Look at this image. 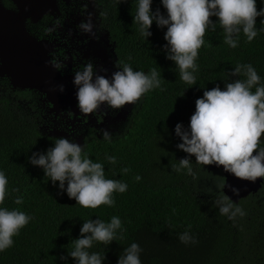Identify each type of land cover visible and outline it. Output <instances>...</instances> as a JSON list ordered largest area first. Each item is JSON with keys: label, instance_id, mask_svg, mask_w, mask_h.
Returning a JSON list of instances; mask_svg holds the SVG:
<instances>
[{"label": "trees", "instance_id": "1", "mask_svg": "<svg viewBox=\"0 0 264 264\" xmlns=\"http://www.w3.org/2000/svg\"><path fill=\"white\" fill-rule=\"evenodd\" d=\"M99 3L115 42L118 63L145 73L156 68L161 73V87L141 97L131 119L111 142L93 137L84 146L94 162L104 163L106 178L127 183V191L114 195V207L101 205L96 209L80 207L61 193L59 182L53 186L43 169L29 162L34 152L44 153L53 147L55 138L42 131L37 113L20 102L22 94L10 97L0 89V170L8 178L10 193L3 207L24 211L33 218L13 238L14 245L0 253V264H74L67 253L73 248V240L80 237L83 221L100 218L109 222L112 216L121 219L124 239L113 241L107 248L94 244L90 251L105 255L103 264H117L123 249L133 242L143 249L142 264H264V183L257 193L239 201L229 197L246 213L230 221L214 203L227 195L220 188L225 183L221 169L197 165L194 156L190 157L192 175L171 169L188 156L177 148L182 141L175 134V126H188L195 101L204 90L217 85L223 90L225 81L237 79L227 76L237 63L252 64L264 81V32L251 43L241 34L239 46L232 49L223 43L219 26L215 32L206 30L196 61L197 85L192 87L179 80L175 64L166 59V28L153 23L152 35L147 40L140 36L133 24L136 0H122L118 5L116 0ZM262 7L264 4L257 0V10ZM151 8L166 15L161 0H153ZM210 19L217 21L216 17ZM261 19L256 18L257 28ZM106 155L115 156L117 164H108ZM125 167L128 173L113 175ZM137 175L140 181L135 180ZM17 195L23 196V204L14 203ZM186 230L196 244L185 245L178 240Z\"/></svg>", "mask_w": 264, "mask_h": 264}, {"label": "clouds", "instance_id": "2", "mask_svg": "<svg viewBox=\"0 0 264 264\" xmlns=\"http://www.w3.org/2000/svg\"><path fill=\"white\" fill-rule=\"evenodd\" d=\"M121 2L116 0L117 5ZM152 2L136 0L133 24L145 40L152 35L153 23L167 29L164 33L166 59L175 64L179 80L192 87L197 85L199 65L196 61L199 49L205 44L206 30L215 32L219 26L224 33L223 43L232 49L239 46L241 34L251 43L264 32V19L260 20L261 27H256V18H264V7L258 11L257 0H161L166 15L159 9L153 11ZM261 3L264 4V0ZM211 17H216L217 21L214 23ZM77 27L82 33L95 35L91 15ZM50 64L54 69L62 70L60 64L51 61ZM117 67L120 70L110 79L97 75L90 61L75 71L73 84L77 88L76 99L82 114H94L102 105L113 110L126 104L136 105L146 93L161 87V73L156 68L145 73L134 70L127 63ZM227 76L238 78L225 81L223 90L219 85L204 90L203 96L195 101V111L188 126L176 124L175 134L182 141L177 148L188 156L173 164L172 171L192 175L190 157L194 156L195 164L223 166L225 172L243 181L255 182L257 178H264V81L250 63H237ZM59 90L64 91L62 85ZM102 140L111 142V134L104 131ZM53 143L54 146L44 153L34 152L29 162L42 168L53 186L59 182L60 192L74 199L76 205L91 209L101 205L114 207V195L125 193L127 183L106 178L104 163L94 162L84 151V146L63 137ZM105 161L113 166L117 164V158L112 155H106ZM129 171L125 167L113 175ZM141 179L139 175L135 177L136 181ZM8 185L5 172L0 170V253L14 245L13 238L33 219L24 211L3 207L10 195ZM220 188L223 190L225 184ZM13 191L18 193L19 189ZM232 191L238 194L237 189ZM14 203L23 204V196L17 195ZM214 203L219 213L230 221L246 215L227 195L220 196ZM124 232L118 216H112L109 222L100 218L88 219L83 221L80 237L73 240V248L67 254L74 264H103L105 255L90 249L97 243L107 248L113 241L124 239ZM177 238L185 245L197 243L187 230ZM142 251L138 243H131L123 249L117 264H142ZM61 259L66 260V257Z\"/></svg>", "mask_w": 264, "mask_h": 264}, {"label": "flooded vegetation", "instance_id": "3", "mask_svg": "<svg viewBox=\"0 0 264 264\" xmlns=\"http://www.w3.org/2000/svg\"><path fill=\"white\" fill-rule=\"evenodd\" d=\"M3 3L15 7L11 0ZM89 15L94 24V36L82 33L77 27L81 21H87ZM27 27L38 39L48 42L51 61L61 65L59 71L64 75H71L74 79L75 71L81 70L89 61L94 64L96 74L105 78L110 79L120 70L115 42L104 22L99 0H57L54 12H48L37 22L28 20ZM0 89L10 97L22 94L20 102L37 113L45 134L55 139L68 138L81 146H85L90 138H103L104 131L111 137L121 132L140 104V101L136 105L126 104L119 110L102 105L96 113L85 116L78 108V101L74 107L59 110L46 94L34 89L15 88L8 77L1 75Z\"/></svg>", "mask_w": 264, "mask_h": 264}, {"label": "water", "instance_id": "4", "mask_svg": "<svg viewBox=\"0 0 264 264\" xmlns=\"http://www.w3.org/2000/svg\"><path fill=\"white\" fill-rule=\"evenodd\" d=\"M3 1L0 0V75L8 77L15 88L46 94L59 110L74 107L77 88L73 76L51 66L48 42L38 39L27 27L28 20L37 22L48 12H54L57 0H11L15 7H7ZM61 85L63 92L59 90ZM210 168L223 171L224 191L234 201L257 193L264 183V178H257L255 182L240 180L225 172L223 166L210 165ZM232 189H237L238 194Z\"/></svg>", "mask_w": 264, "mask_h": 264}, {"label": "rangeland", "instance_id": "5", "mask_svg": "<svg viewBox=\"0 0 264 264\" xmlns=\"http://www.w3.org/2000/svg\"><path fill=\"white\" fill-rule=\"evenodd\" d=\"M123 128H124V127H123ZM123 128H121V130H122ZM118 133H120V132L118 131L116 134H118Z\"/></svg>", "mask_w": 264, "mask_h": 264}]
</instances>
